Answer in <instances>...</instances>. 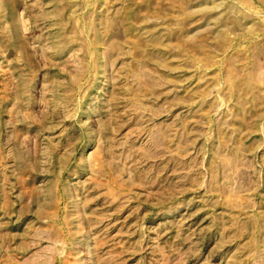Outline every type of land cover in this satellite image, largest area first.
Wrapping results in <instances>:
<instances>
[{"label":"rangeland","instance_id":"obj_1","mask_svg":"<svg viewBox=\"0 0 264 264\" xmlns=\"http://www.w3.org/2000/svg\"><path fill=\"white\" fill-rule=\"evenodd\" d=\"M0 264H264V0H0Z\"/></svg>","mask_w":264,"mask_h":264}]
</instances>
